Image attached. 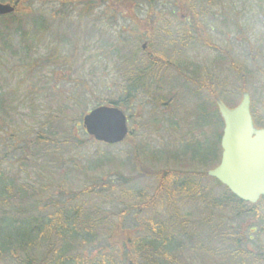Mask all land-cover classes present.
I'll use <instances>...</instances> for the list:
<instances>
[{
    "label": "rangeland",
    "instance_id": "obj_1",
    "mask_svg": "<svg viewBox=\"0 0 264 264\" xmlns=\"http://www.w3.org/2000/svg\"><path fill=\"white\" fill-rule=\"evenodd\" d=\"M85 1L74 0L71 3H60L51 0H21L19 5L17 4L18 17L27 13L55 16L56 19L53 20L55 25L63 24L65 21L63 19H66L67 15L71 18L70 21H75V25L82 15L85 19H82L84 23L79 22L76 25H83L79 33L78 46L72 40L70 46L61 47L59 41L63 42L66 35H58V37L55 35L53 39L45 38L42 42H28L30 43L28 49L11 56L10 59H8L9 53L0 52V97L6 96L1 103L6 105L9 101L7 104L17 106L14 111H11L10 118L7 117L6 112L0 114V155L6 152L5 144L9 147V144L17 141L15 139L19 130L32 136L31 127L37 124L39 126L42 116L39 92L42 86H44L43 89L52 88V92L48 93L51 98H57L53 102L54 105L55 102L69 103L77 96L78 99L84 100L87 109L90 110L103 98L115 100L125 98L124 90L130 88L131 78L141 74L145 67H149L150 73H153V83L151 86L145 85L140 88L143 92L150 89L151 95L145 96L141 93L137 100L127 99L126 105H121L129 118V129L132 130L134 139L140 147L142 168L136 170L131 162L132 147L129 141L114 146L91 139L89 141L87 139L85 143L83 141L85 137L75 133V137L83 142H79L78 146L68 144L61 146L60 152L65 156L66 164L59 172L60 176L53 174L55 177L49 181L48 185L43 180L47 189L38 198H47L49 203L52 196H57L56 199L67 202L68 199L76 198L74 194L83 192L84 188L103 183L113 189L107 191L105 189L109 187H91L92 193L85 194L86 196L81 195L80 198H76V201L91 209L95 206L107 207L103 204L104 200L113 201L114 207L111 204L108 206L115 211L123 207L121 203L130 205L133 215L131 221L126 224L135 231H141L143 226L151 222L168 224L169 219L173 220L175 224L172 223V225L176 226L179 219L178 228L180 233L184 234L178 238L181 242L188 238L191 245H197L196 237L199 235L202 238L208 237L207 241L200 238L203 245H200L198 258L192 257L193 253L186 251L189 255L186 262L215 264L218 260L224 262L222 264H264L263 260L254 262L252 259L256 254L264 252V233L260 232V227H253L257 224L252 217L247 215L234 217L233 212L226 209L224 203L221 208L207 205L199 199L198 194H186L180 188L177 194L169 189L175 200L171 206L165 203L166 205L157 204L154 207L155 210L153 208L144 211L136 209L138 204L144 202L146 196L150 197L154 194L159 185L161 175H153V172L178 169L194 171L196 174V172H206L209 168H214V166L208 167L196 162L188 164L189 160L184 157H180L179 163H176L160 155L164 151L169 152L170 157L173 153L179 152V155L183 152L184 154L186 147L191 146L189 142L200 137L195 120H197V108L200 102L205 101V96L209 98L208 102L213 110L215 97L222 99L227 106L233 107L240 102L242 92L247 91L251 96L253 116L264 120V7H262L264 0H223L222 3H217L215 0H187L194 3H181L180 0H153L154 15L148 10L149 6L137 0L140 5L142 3V10H135L138 21H133L125 8L122 9V13L125 12L124 15L119 16L117 13L113 21L109 17L99 19L100 16H108V10L98 8L93 2L86 6ZM158 19L163 22L156 23ZM144 20H149L151 24L154 23L157 28L164 31L156 28L154 33H150L151 30L147 25L139 28L144 25ZM189 20L198 22L200 28L192 29V23ZM91 27L98 31L102 30L110 37L111 43L118 38L122 44L120 48L124 46V49L118 53L120 55L113 57L111 54H106L107 49H102L100 44V37L103 38V36H97L92 32ZM68 28L73 33L74 30L71 27ZM58 31L64 32L65 29L63 26H58ZM71 32L68 37L73 38L74 33ZM41 37L38 36V38ZM175 37H177L176 40ZM145 42H147V50L142 51L141 46ZM64 43L69 45L68 41ZM209 43L210 46H208ZM57 44L60 46L59 57L68 58L60 65L53 64ZM130 46L140 51L130 53ZM171 46L176 48L168 49L174 50V52L169 51L170 53H176L171 62L178 64L177 53L179 55L180 52V61L184 62L182 67L185 66L182 72L186 75H181L180 71L172 67L167 68L168 72L165 73L166 69L161 67L164 65L160 62L151 63L152 60L145 58V52L157 55L167 50L165 48H174ZM116 48L119 49V47ZM0 49L2 50L1 44ZM50 55L52 59L48 61ZM141 57L144 61L140 59ZM28 58L33 59V65L29 64ZM136 81L137 78L132 82L134 86H140L141 83L137 84ZM201 83L212 88L214 94L210 95L207 87L199 85ZM52 86L56 87L58 92ZM88 86L92 94H87ZM56 94L57 96H54ZM159 96L162 97L161 101H158L159 98L156 100ZM74 115L76 114H72V117ZM212 135L213 139L215 131ZM27 162L25 161L24 164ZM61 175L65 176L62 181ZM185 176L178 177L173 174L172 177L180 181L182 179L197 181L201 192H208L213 199L227 193L225 188L217 185L210 176L206 175L205 178ZM48 179L46 177L47 181ZM166 195L163 193L165 200ZM38 198H33V201L31 199L32 203L39 204ZM259 206L262 211L264 202H261ZM39 207H41L40 204ZM115 214L113 212L110 221L105 222V226L98 229L97 240L85 249L79 248L77 254L84 255L86 260L99 259V264H102V260L107 261L100 251L106 247V236L109 234L107 226H111L115 221ZM262 214L264 215L263 212ZM32 215H37L36 210L26 212L25 217ZM209 216L212 217L211 220ZM183 220L185 230L181 227ZM218 220L222 222L223 228L227 227L229 232L232 231L233 237L236 235L242 237L240 247H236L245 251L247 259L232 258L231 261L229 258L224 259L223 255L227 253L228 244L221 243L218 232H213L211 229L213 225L216 226ZM192 228L197 230L194 232ZM176 230L179 232L177 228ZM142 231H145V234L142 233L141 237L148 236L146 228ZM249 237H251L250 241ZM205 248L209 251L207 252ZM219 248L224 250L222 254L218 253ZM108 254L109 262L114 260L116 264H126L131 256L127 248L124 251L114 250L112 255ZM133 259L135 264H138L139 260L142 262L139 257ZM9 261L0 259V264H10ZM90 263L93 264V261Z\"/></svg>",
    "mask_w": 264,
    "mask_h": 264
},
{
    "label": "trees",
    "instance_id": "obj_2",
    "mask_svg": "<svg viewBox=\"0 0 264 264\" xmlns=\"http://www.w3.org/2000/svg\"><path fill=\"white\" fill-rule=\"evenodd\" d=\"M0 1L16 4L14 12L0 16V44L2 48V50L0 49V52H3V54L9 53L10 55L8 59H10L11 56L18 55L24 49H28V46L30 44L28 42H42L45 38L53 39V36L55 37V35L56 37H58V35H66V38L63 40V42L59 41L61 47L70 46V41L72 40H74V43H76L77 46L79 45V33L83 25H76H78L79 22L84 23L82 21L84 17L83 15L78 19L76 25L75 21L73 22L69 20L71 18H69L68 15L66 19H63L65 20L64 23H66L68 27H71L74 30L73 34L64 23H58L55 25L53 22V20L56 19L55 16L47 17L45 15H32L30 13H27L25 15H22L21 17H18V5L21 0ZM51 1L71 3L74 0ZM141 1L145 4V6L150 7L148 10H150L151 14L154 15L155 12L153 8V0ZM85 2L87 3L86 6L90 5V3L93 2L96 4L95 6H98V8H105L106 10H108V16H100L98 18L107 19L109 17L111 21L115 20V16H117V13H119V16L124 15L125 12L122 13L123 8H125V11L128 14L130 13L129 17L133 21H138V18H136L135 10H142V3L140 5L137 0H86ZM180 2L188 3L189 1L187 2V0H180ZM215 2L222 3L223 0H215ZM191 6L193 7V5ZM197 21L199 22L198 19ZM162 22L163 20L158 19L156 23ZM189 22L192 23V29L196 30L200 28L198 27V22L195 23L193 20H189ZM145 25H147L151 30L150 33H154L155 29L157 28L155 24H151L149 20H144V25L139 26V28L144 27ZM58 26H63L65 31L59 32ZM136 27H138L137 24ZM157 29L160 31H164L160 28ZM70 32L74 35L73 38L68 37ZM92 32H94L99 37L100 35L103 36V38L100 37V44H102V49H107L106 54H111L113 55V57H117L120 55L118 53H120L122 49H124V46H122V49L120 48L122 44L120 43V41H118V38L116 39L117 42L114 40V42L111 43L110 37L107 36V34L105 35L102 30L99 29L98 31L97 29L92 28ZM98 32H100V34ZM38 36L42 37L38 38ZM176 38L177 37H175V40ZM64 41H68L69 45L64 43ZM59 44H57V46L55 47V56H53V59L55 60L53 64L55 65H60L62 64V61L68 60L67 57H62L63 59L59 57ZM210 45L211 44L209 43L208 46ZM14 46H16V48H14ZM116 47H119V49H117ZM136 48L138 49V47ZM165 49L167 50H164L163 52H161V54L158 53L157 55H155V58H145L150 61L152 60L151 63L160 62L162 65H164L161 67L163 69H166L164 70L165 73L168 72L167 68L172 67L176 69V71H180L179 73L181 75H186L184 72H182V69H185V66L184 68L182 67L184 62L180 61V58H177L178 64L171 62L174 57L170 52H174V50L168 49L175 48L168 47ZM141 50L143 51L142 47ZM146 50L147 48L144 49V51ZM138 51L140 50L138 49ZM138 51L132 46H130L129 48L130 53ZM28 59L29 64L33 65V59ZM51 59L52 55H50V59L48 61H50ZM32 67L34 68V66ZM1 68L3 70L4 66L2 65ZM188 69L192 70V68L190 67H188ZM150 72V70H144L143 72H141L142 76H140L141 74L139 73L138 76L131 78L132 80L129 86L130 88L124 90L125 98H119L116 100L112 98H103L101 102H98L94 105L98 106L101 104H112L122 107L121 105H126L127 99L137 100L139 94L141 93H144L145 96H150V89H147L143 92L140 88L145 85L151 86V84L153 83V73ZM135 78H137V84L141 83L140 86H134V84L132 83L133 81H135ZM138 78L140 80H138ZM199 85H204L205 87H207L210 95L214 94L213 89L209 88L204 83H201ZM43 87L44 86L41 87L39 92L40 99L42 101V116L39 120V126L37 124V126L34 125L31 127L30 132L32 133V136H28V133H24L19 130L17 132L18 136L15 139L17 141H15L13 144H9V147L5 144L6 152L0 155V259L4 260L5 262L6 260H10V264H89L91 261H93V264H97L99 259L97 260L96 258H91V260H86V258H84V255L77 254L78 249H85L90 243H93L97 240L96 233L98 229L102 226H105V222L110 221L111 214L113 212L116 213L114 218L115 221L112 222L111 226H107L109 234H107L106 236V247H104L103 250L100 251V253H103L102 257H105L104 259L107 260H102V264H116V261L114 260H111L109 262V257L107 256L109 255L108 253L112 255L114 250L120 249L124 251L126 248L131 253V259H137L138 257L142 259V262L141 260H139L138 264H191L186 262V259H188L189 256L188 254H186V251L192 252V257L198 258V256H200V245H203V243L200 242V238L206 239L207 241L208 237L202 238L200 235L196 237L198 238L197 245H191L188 238H185L184 242H181V240H179L178 238H181L180 235L184 234H181L180 228H178L180 226L178 225V222L180 224L179 219L177 220L178 222L176 223V226L172 225L174 221L170 219L168 220V224H163L162 222H151L150 224L142 227V230L143 228L147 229V234L149 237H141V234H145V231H135L133 229H130L126 224L128 221H131V217L133 215L130 205L128 206L124 205V203H121L123 207H121L119 211H115L113 208L108 206L109 204H111L112 207H114L115 202L113 201L110 202L104 200L103 204L107 205V207L95 206V208L93 209L87 208L85 204L76 201L78 198H80L81 195L86 196L85 194L92 193L93 189L91 187H109L105 189L108 191L110 189H113L109 185L106 186L103 183H100L92 185L90 187H86L82 190L83 192L74 194L77 199H68L67 202H62L61 200L56 199L57 196H52L49 203H47V198H38L40 197V195L42 196V193H45L47 189V187L44 186L45 183L43 182V180L47 182L48 185L49 181L55 177L53 176V174H59L60 176L59 172H61L63 166L66 164L64 160L65 156L60 152L61 146L66 144L70 146H78L80 139L78 137H75V133H79L84 136L85 139L83 141H85V143L87 139L88 141L89 139L93 140L85 132L82 125V117L89 110L87 109V105L85 104L84 100H80L77 96H75L73 98V101H69V103H64V101L58 104L57 102H55V105L57 104L55 106L53 102L57 98H51L48 93L52 92V88L50 87L49 89H43ZM52 87L55 91L58 92L56 87ZM88 93L92 94L90 87L87 94ZM54 96H57V94ZM5 97V95H2V98L0 97V114L2 112H6L7 117L10 118L11 111H14L17 106L10 105L11 103L7 104L9 101H7V103L5 102L6 105H3L4 103L1 102ZM158 98V101L162 100V97L160 96L157 97L156 100ZM204 99L205 101H202V103L200 102V105L197 108V120H195V126L198 129L200 137H197L196 139H193L189 142L191 143V146L186 147V151L184 152V154L183 152L179 155V152L173 153L172 157H170L168 155L169 152L167 153L164 151L162 152V154H160L161 156L172 159L176 163L178 162V160L180 161V159L184 157V159L187 158L189 160V162H187L188 164L196 162L208 167L215 166L218 163L221 153L220 139L223 120L219 114L215 100L213 101L214 109L212 110L211 104L208 102L209 98L205 96ZM158 101L156 103H158ZM72 114L76 115L72 117ZM255 124L258 127H264V120L255 118ZM213 131H215V136L213 138L214 140L212 139ZM132 133V130L129 129V134L121 143L129 141V143L131 144V162L137 170L138 168L141 169L143 165L139 152L140 147L137 140L134 139ZM210 140H212V142ZM83 141L81 140L80 143H82ZM107 145L114 146L117 144ZM206 152H208V154H206ZM25 161L28 162L24 164ZM153 173V175H161V178L159 177V185L157 186V189L152 196H146L144 202L138 204V206L136 205L138 207L136 209H138L139 211L150 210L152 208L153 210H155L154 207L157 204H167V206H171L172 203L175 202L172 192H175L177 194V192H180L181 188L182 191L186 194H198L199 199L207 205L221 208L222 204L224 203L225 208L229 211L231 210L234 217H239L242 215L252 217L256 221L255 224H257V226L253 225V227H260V232L264 233V215L262 214V212L264 213V209H262L261 211V207L259 206L261 202H264V197L260 198L256 204L242 201L234 194H232L226 186L222 185L218 180L213 178L217 185H222L227 191V193L223 194L221 197L213 199L209 196L208 192H201V187L199 186V184H197V181L190 179H182L180 181L179 179L172 177L173 174H176L178 177H180V175H186L185 177L199 176L205 178L206 173L203 171L196 172L195 174L194 171H180L178 169H175L157 171ZM31 174H33V176ZM46 177L49 178L48 181L46 180ZM64 177V175H61L60 180L62 181ZM39 188H41L40 191ZM169 189H171L172 192ZM163 193L167 194L166 200L163 197ZM33 198L39 199V204L41 205V207H39L38 203H32ZM32 210H36L37 215H32L28 218L25 217L26 212ZM209 219L211 220L212 217L209 216ZM184 224L185 221L183 220L181 223L182 228H184ZM176 228L179 232H177ZM192 229V231L194 232L195 230H197L195 228ZM211 229L213 230V232H218L221 243L228 244L227 253L226 255H223L224 259L227 260L229 258L230 261L232 260V258L247 259L245 251L236 247H240L241 245V236L236 235L235 237H233L232 231L229 232V229L227 227L223 228L222 222H220L219 220L217 221L216 226L213 225ZM194 232L193 236L196 235L194 234ZM193 238L189 239L193 240ZM248 240L250 241L251 237H249ZM208 246L210 247V245ZM205 250L207 252L209 251L208 248H205ZM223 252L224 250H220V248L218 249V253L222 254ZM36 254H38V256ZM259 255L256 254L255 258H252L254 262L260 260L264 261V252ZM183 258H185V260ZM222 263L224 262L216 260L215 264Z\"/></svg>",
    "mask_w": 264,
    "mask_h": 264
},
{
    "label": "water",
    "instance_id": "obj_3",
    "mask_svg": "<svg viewBox=\"0 0 264 264\" xmlns=\"http://www.w3.org/2000/svg\"><path fill=\"white\" fill-rule=\"evenodd\" d=\"M14 5L0 2V15L14 10ZM250 95L242 93L235 107L216 98L224 127L220 140L221 159L207 175L216 178L243 201L256 203L264 197V128H257L250 110ZM82 122L94 140L117 144L128 134L124 112L113 105H101L86 113ZM126 264H135L129 260Z\"/></svg>",
    "mask_w": 264,
    "mask_h": 264
},
{
    "label": "flooded vegetation",
    "instance_id": "obj_4",
    "mask_svg": "<svg viewBox=\"0 0 264 264\" xmlns=\"http://www.w3.org/2000/svg\"><path fill=\"white\" fill-rule=\"evenodd\" d=\"M171 54H172L173 57H174V55H175L176 53H171ZM146 56H147L148 59H150V58H155V55H154L153 53H151V52H147V53H146ZM177 57H178V56H177ZM144 70H150V68H149V67H145Z\"/></svg>",
    "mask_w": 264,
    "mask_h": 264
}]
</instances>
